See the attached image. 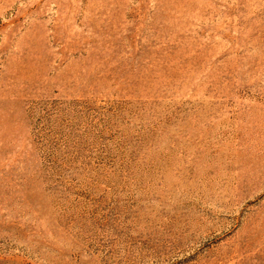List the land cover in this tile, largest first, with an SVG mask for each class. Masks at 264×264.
<instances>
[{"label":"rangeland","instance_id":"rangeland-1","mask_svg":"<svg viewBox=\"0 0 264 264\" xmlns=\"http://www.w3.org/2000/svg\"><path fill=\"white\" fill-rule=\"evenodd\" d=\"M0 264H264V0H0Z\"/></svg>","mask_w":264,"mask_h":264}]
</instances>
